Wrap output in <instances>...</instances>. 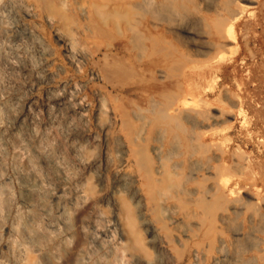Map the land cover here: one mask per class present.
<instances>
[{"label":"rangeland","instance_id":"374dc122","mask_svg":"<svg viewBox=\"0 0 264 264\" xmlns=\"http://www.w3.org/2000/svg\"><path fill=\"white\" fill-rule=\"evenodd\" d=\"M47 2L52 15L67 27L71 45L85 55L71 63L66 44L36 18L51 66L63 67L50 84L78 87L75 95L85 114L73 116L97 136L91 153L97 160L92 181L99 197L86 212V229H92L100 210L114 211L105 195L112 183L106 161L119 163L124 149L134 155V167L143 174V198L136 207L139 219L149 208L150 223L141 229L153 261L164 257L176 264H222L215 256L226 248L233 263L264 264V0ZM236 8L239 19L231 14ZM46 88L36 86L32 95L41 118L47 113ZM207 105L209 112L204 111ZM62 113L64 122L71 114L67 105ZM153 142L162 147L164 165L175 172L165 195L155 177L158 155ZM208 163L213 173L204 169ZM223 176L232 177L228 184ZM231 188L240 189L238 197L230 196ZM161 199L175 202L178 213L191 215V236L176 240ZM154 228L170 240L163 250L152 246ZM233 228H240L238 237ZM7 237L0 230V245L14 255L5 245ZM52 244L67 254L71 240L65 246L55 238ZM121 264L130 262L124 259Z\"/></svg>","mask_w":264,"mask_h":264},{"label":"bare ground","instance_id":"6f19581e","mask_svg":"<svg viewBox=\"0 0 264 264\" xmlns=\"http://www.w3.org/2000/svg\"><path fill=\"white\" fill-rule=\"evenodd\" d=\"M99 11L107 14L102 7ZM239 12L231 14L239 19ZM38 17L53 29L58 42L66 44L71 63H78L85 56L71 45L67 27L52 15L47 0H0V230L8 235L6 247L14 250V255L6 254L0 245V264H121L124 259L130 264H176L164 257L160 262L152 259L141 229L150 223L149 208L142 211L139 219L136 207V201L143 198L139 184L143 174L134 167V155L124 149L120 150L119 163L106 161L112 183L105 195L113 201L114 211L100 210L92 229H86V212L97 202L96 196L99 197L92 181L97 160L91 153L97 136H92L86 124L76 122L75 116L85 114L81 100L75 95L78 87L71 89L66 82L61 88L50 84L56 75L60 76L63 67L60 63L56 69L51 66V52L39 31ZM233 23L229 26L235 37ZM39 85L47 87L44 118L38 114L32 96ZM65 105L72 115L61 122ZM207 107L204 111L210 109ZM173 112L171 107L170 113ZM204 120L209 122L210 117ZM152 149L158 155L155 177L165 195L173 187L175 172L164 165L158 142L152 143ZM246 158L250 160V156ZM200 163L203 167L204 163ZM209 166L212 164L204 169L213 173ZM231 178L224 177V184ZM239 190L231 188L228 193L236 198L241 193ZM188 193L191 195L193 191L190 189ZM161 205L176 240L191 236V215L185 211L178 213L173 201L161 199ZM224 216L223 212L221 218ZM236 228L232 229L234 236L240 234V228ZM151 237L152 246L158 250L170 245V240L159 236L155 228ZM55 238L66 245L71 240L69 253L52 244ZM221 249L215 256L217 262L239 264L232 262L234 258L226 248Z\"/></svg>","mask_w":264,"mask_h":264}]
</instances>
